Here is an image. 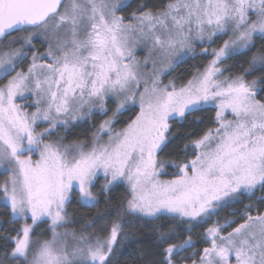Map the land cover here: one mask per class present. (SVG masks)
<instances>
[{
  "label": "snow or ice",
  "instance_id": "1",
  "mask_svg": "<svg viewBox=\"0 0 264 264\" xmlns=\"http://www.w3.org/2000/svg\"><path fill=\"white\" fill-rule=\"evenodd\" d=\"M128 7L130 0H0V39L27 33L13 41L23 47L0 57V75L11 77L0 86V167L9 173L0 194L12 221H32L4 237L12 247L0 264H112L120 223H113L104 238L57 231L69 222L66 205L74 194L94 206L92 188L101 175V194L126 181L131 199L124 211L153 219L169 213L206 222L222 197L264 188V76L219 79L226 70L219 67L223 58L247 54L257 40L264 43V0H168L162 9L142 3L128 16L118 14ZM229 33V40L213 50L209 66L187 86L161 84L163 72L152 59L157 52L164 64L173 53L191 50L194 41L215 42ZM37 39L45 50L32 52L26 72L16 71L27 58L24 47L31 49ZM139 45L148 50L143 62L134 54ZM150 59L153 70L142 72ZM258 62L264 72V53L253 56L249 75ZM25 93L35 96L31 113L16 102L28 98ZM207 102L216 103L217 127L193 142L195 158L162 159L171 143L170 119ZM129 105L138 107V114L116 130ZM96 111L112 115L99 125L90 147L46 142L58 127ZM41 122L48 127L37 131ZM166 167L177 171L173 179L161 180ZM244 216L231 231L227 227L235 221H217L206 229L202 239L208 246L194 253L198 264H264V214ZM38 222H50V240H32ZM171 239L161 234L158 246ZM192 245L190 236L168 243L158 264L187 259L181 253Z\"/></svg>",
  "mask_w": 264,
  "mask_h": 264
},
{
  "label": "trees",
  "instance_id": "2",
  "mask_svg": "<svg viewBox=\"0 0 264 264\" xmlns=\"http://www.w3.org/2000/svg\"><path fill=\"white\" fill-rule=\"evenodd\" d=\"M167 2L168 0H132L130 7L119 13V15H130L142 3H147L149 7L155 5L156 8L162 9ZM22 34L26 35L27 33L22 32L19 35L21 36ZM9 38L1 44L7 42ZM227 39V36L217 37L211 49H219ZM33 45L34 48L30 50L31 55L33 51L43 52L46 48V45L40 39L35 40ZM20 47H22L20 43L15 46L16 49ZM262 53H264V43L257 40L255 48L248 51L247 54L243 52L234 55L221 63L222 69H226L223 72V76L233 78L244 76L247 81L264 76V72L258 70L259 62L257 63V68L252 70L251 75L246 72V70L250 69L253 56H260ZM211 57L208 54H198L184 61L166 76L165 83L172 82L178 88L185 86L196 73L207 67L212 59ZM115 106L114 103H109L110 109H114ZM138 112V108H132L122 113L118 117L114 128L116 130L123 128L127 122L135 118ZM216 112V108L208 107L188 112L185 117L170 121L172 136L169 139L171 143L163 153H160V157L165 161H175L176 163H183L186 158L188 160L194 159L196 151L192 144L194 141L199 140L209 129H214L217 126ZM111 115V111H109L107 116L97 113L83 122L73 125L67 135H64L65 145L88 143L94 132L99 128V125L110 118ZM55 140L53 139V141ZM185 145H188L186 150ZM166 171L167 173L164 176L166 178H171L176 173L174 167H167ZM5 180V176L0 175V184H3ZM102 184L103 180H99L98 184L93 188V194L97 199L94 206L83 205L79 202L78 195H74L71 203L66 207L69 221L67 226L77 233L88 234L93 233L96 230L95 228L99 226L102 228H99L96 232L107 236L113 223H120L122 227L119 242L112 254V264H158L161 247L166 248L168 243H182L189 236L193 245L181 253L187 259L181 261L178 258L177 264H192V260L199 261V257L194 255V253L202 252L203 248L208 246L202 239L206 229L212 227L215 221H219L220 224L233 220L243 222L246 219L245 213L254 215L255 209H250L248 206L257 199V196L253 198L243 196L233 206L221 209L214 214L212 219L201 223H192L187 220L164 216L156 220H145L124 211L130 198V191L124 184H116L101 194ZM263 207L264 202H261L259 211L262 212ZM0 222H2L0 223V257H2L3 253L5 251L10 252L12 247L5 241L4 237L6 235H16L13 229L22 228L21 221H12L11 209L3 203L2 194H0ZM89 225L91 226L89 227ZM235 225L232 223L230 227H227V231H231ZM35 228L33 238L36 241L51 239L48 222H41ZM161 234L172 235L173 239L162 246H158ZM10 264H13V262H10Z\"/></svg>",
  "mask_w": 264,
  "mask_h": 264
},
{
  "label": "rangeland",
  "instance_id": "3",
  "mask_svg": "<svg viewBox=\"0 0 264 264\" xmlns=\"http://www.w3.org/2000/svg\"><path fill=\"white\" fill-rule=\"evenodd\" d=\"M132 0H130L131 2ZM119 14V13H118ZM27 35V34H26ZM26 35H17V36H12L9 38V40H7V42L3 43L0 45V57H3L5 53H11L13 50H18L15 48V46L17 44H19V42L17 43H13V41H18L21 37H24ZM219 36H227L229 40L230 36H231V33H229L228 35H218L216 37H214V41L216 40L217 37ZM38 40V39H37ZM35 41V40H34ZM33 41V43H34ZM214 42H208V41H205L203 43L199 42V41H194L193 42V47L191 50H187V49H181L179 50L178 52L176 53H173L172 55H170L168 57V59L165 61L164 64H161L159 61L161 60V55L159 52H157L156 56L153 57L152 59H155L157 61V64H156V69L159 70V71H162L163 74L160 76V81H161V84L162 85H168V84H173L172 82H169V83H165V78L168 74H170L173 70H175L181 63H183L184 61L190 59V58H193L195 56H197L198 54H205V55H211L212 59L211 61L214 59V56H213V49H211V46ZM34 46V45H33ZM23 47V46H22ZM150 47V45H149ZM34 48V47H32ZM31 48V49H32ZM29 48L27 47H24V52L27 56V58L25 60H23L22 62H20L16 68V71H24L26 72L29 65L31 64L32 62V55L30 53V50ZM201 49V50H200ZM217 50V49H216ZM244 51H240L238 52L237 54H240V53H243ZM134 54L136 56V59L143 62L145 60L146 57H148V50H147V47L143 46V45H139L137 46L136 48H134ZM237 54H233V55H230V56H227L225 58H223L222 62H224L226 59L234 56V55H237ZM210 61V62H211ZM221 62V63H222ZM221 63L219 64V67L222 69L221 67ZM210 64V63H209ZM209 64L207 65V67L209 66ZM26 66V67H25ZM206 67V68H207ZM205 68V69H206ZM205 69H203L202 71H199L198 73H196V75L194 77H196L199 73H203L205 71ZM153 69H152V66H151V59H150V62H149V66L145 69V68H141V71H147V72H151ZM223 70V69H222ZM12 75H15V73L13 72ZM194 77L191 79L193 80ZM11 77L8 76V77H4L3 75H0V86H2L3 84H6L7 83V80L10 79ZM225 76H221L219 77V79H224ZM188 84V83H187ZM187 84L185 86H187ZM174 85V84H173ZM176 87V86H175ZM184 87V86H183ZM177 90H179L180 88L176 87ZM25 96L28 97L26 99H17V104H19L24 110H26L28 113H31L33 111H35V108L34 107H28V105H31L34 103L35 101V96H29L28 93H25ZM108 108H109V103L106 105ZM208 107H212V108H216V110L218 111L217 107H216V103L215 102H207V103H202L200 105H198L196 107L195 110H199V109H203V108H208ZM132 108H138V107H133L131 105H129L127 107V110H130ZM139 110V108H138ZM193 110V111H195ZM123 111V113L125 112ZM191 112V111H189ZM97 113H100L99 111H96L95 114ZM109 113V112H108ZM188 113V112H187ZM94 114V115H95ZM101 114V113H100ZM93 116V115H92ZM177 118H181V117H175L173 119H170V121L174 120V119H177ZM229 119H231V116H229ZM86 120V119H84ZM84 120H77V121H73L71 123H69L67 125V127H64V126H61V127H58L53 133L52 135L48 138V140L46 142H59L61 145H64V146H68V147H71L72 145H75V143H72V144H69V145H65V137L64 135L70 131L71 127L77 123H80V122H83ZM107 120V119H106ZM170 121H169V124H170ZM48 127V124L46 122H41L39 124V127H37V131H42L44 128ZM217 127V126H216ZM215 127V128H216ZM214 128V129H215ZM64 130V131H63ZM98 130V129H97ZM97 130L94 132L96 133ZM94 135V134H93ZM93 135L90 139V141L88 143H80V144H85V145H88L89 147L91 146L92 144V139H93ZM53 139H56L55 141H53ZM104 140H107V136H104L103 137ZM192 147L195 149V151H198L192 144ZM38 158V155H33L32 156V159L35 160ZM167 168V167H166ZM176 170V169H175ZM177 171V170H176ZM165 174L161 175L159 177V179L161 180H169V179H173L174 178V175L171 177V178H166L164 177L167 173L166 169L164 170ZM0 175H4L6 179H8V176H9V173L3 168V167H0ZM99 180H103V184H104V178L103 176L101 175L99 177V179H97L94 183H95V186L98 184ZM102 184V185H103ZM117 184H124L130 191V188H129V185L127 184L126 181H122L120 183H117ZM116 185V184H114ZM114 185L110 186L109 189H111ZM94 186V187H95ZM93 187V188H94ZM93 188H92V192H93ZM261 191H264V188H261L259 185H257L251 192H248L247 190H241L240 192L238 193H234V194H231L230 196L228 197H222V199L219 201V202H216V210H215V214L217 212H219L221 209H225L229 206H233V204L239 202L242 197H246V198H250L252 197V195L254 193H260ZM78 195V198H79V194L76 193ZM75 195V194H74ZM74 195H73V198H74ZM72 198V199H73ZM96 198V196H95ZM131 199V195H130V198ZM2 201L3 203H5L7 206L8 203L5 201L3 195H2ZM97 201V199H96ZM85 206H92V205H86V204H83ZM10 207V206H9ZM67 207V205H66ZM126 208H127V205H126ZM11 209V208H10ZM134 216H138V215H134ZM162 216L164 217H170V218H177V219H180V220H187V221H190L192 223H201V222H205L204 220H202L201 218H196L195 220H190V218L188 217H181L179 214H169V213H165L163 214ZM161 216V217H162ZM214 215H211L209 218H206V221L210 220L213 218ZM142 219H145V220H156V219H153V218H147V217H141V216H138ZM19 221L22 222V227L25 225V224H28V225H32V221L31 219H28V220H24L23 218H20ZM217 221L214 222V224L216 223ZM41 222H38L35 226H33V234L35 232V227ZM49 223V227H50V222ZM68 223H66L64 225V227L62 228H59L57 229L58 232H61V233H64V232H67V233H76L77 235H80V234H84V235H89L88 233H77L76 231L70 229L68 226H67ZM99 228L101 229L102 227H97L95 228L96 230H94L93 233H95L96 236H99L101 238H104L106 236H104L103 234L101 235L99 232H96L97 230H99ZM51 233V232H50ZM33 234H32V240L33 241H36L34 238H33ZM92 234V233H91ZM51 238H52V233H51ZM42 242V241H41ZM73 243V241H71V239H69V244ZM36 247H39V245H37ZM7 263L6 264H10L9 261H6ZM197 264H198V261H197Z\"/></svg>",
  "mask_w": 264,
  "mask_h": 264
},
{
  "label": "flooded vegetation",
  "instance_id": "4",
  "mask_svg": "<svg viewBox=\"0 0 264 264\" xmlns=\"http://www.w3.org/2000/svg\"><path fill=\"white\" fill-rule=\"evenodd\" d=\"M22 32H23V31H22ZM22 32L15 33V34H13L12 36H17V35L21 34ZM12 36H10V37H12ZM8 38H9V37H8ZM4 41H5V40H4ZM4 41H2V42H4ZM2 42H1V43H2ZM1 43H0V44H1ZM255 196H257V199L254 200V202H251L252 204L249 205V206H250V207H249L250 209H255L254 215L251 214V216H253V217L257 216L258 214H264V207H263L262 212L259 211V209H260V207H261V202H264V191H261L260 193H254V194L252 195L251 198H253V197H255ZM233 221H235V220H233ZM243 222H244V221H243ZM243 222L239 220V222H236V221H235V223H233V224H236V225H235V227H236V226H238L239 223H243Z\"/></svg>",
  "mask_w": 264,
  "mask_h": 264
},
{
  "label": "water",
  "instance_id": "5",
  "mask_svg": "<svg viewBox=\"0 0 264 264\" xmlns=\"http://www.w3.org/2000/svg\"><path fill=\"white\" fill-rule=\"evenodd\" d=\"M19 32H22V31L13 32L11 35L7 36L6 38L0 39V43H1L2 41L6 40L8 37L12 36L13 34H15V33H19Z\"/></svg>",
  "mask_w": 264,
  "mask_h": 264
}]
</instances>
